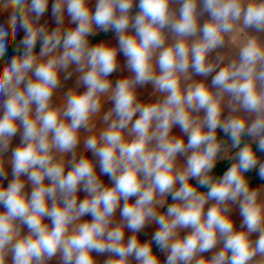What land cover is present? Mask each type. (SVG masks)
Masks as SVG:
<instances>
[{"label":"clouds","instance_id":"clouds-1","mask_svg":"<svg viewBox=\"0 0 264 264\" xmlns=\"http://www.w3.org/2000/svg\"><path fill=\"white\" fill-rule=\"evenodd\" d=\"M48 7L0 0V60L24 33L0 64V264H161L153 244L163 264H264V184L245 175L264 180V0H52L51 30ZM96 29L117 46L91 44ZM120 54L129 75L113 84Z\"/></svg>","mask_w":264,"mask_h":264},{"label":"crops","instance_id":"crops-1","mask_svg":"<svg viewBox=\"0 0 264 264\" xmlns=\"http://www.w3.org/2000/svg\"><path fill=\"white\" fill-rule=\"evenodd\" d=\"M136 3L138 4V0H136ZM51 5H52V0H49V7H48V10H47L46 13L41 17V21H40V23H45V22H47V25L49 26V29H50V30L56 26V25H55L54 18H53L52 15H51ZM95 5H96V0H89V7H90V9H91L92 11H95ZM179 6H180L179 4H173V5H172L173 8H177V9L179 8ZM135 8H136V6L133 7V9H135ZM9 15H10V10H9V11H0V23H3L5 26H7V19H8V17H9ZM69 19H70V17L67 16V12L65 11V22H66V26H67V21H68ZM209 19H210V17L208 16L207 13H205V15H204L203 17H201V19H200V23L203 24L205 21H207V20H209ZM71 26H72V27H75V25H71ZM100 32H103V31H101V30H99V29H96V34H95V35H92V36H90V37L96 36V35L99 34ZM249 32H250L251 34H257V33H255V30H254V29H249ZM23 35H24L23 30H19L17 36H19V37L22 39ZM258 35L260 36V38H261L262 40H264V33H259ZM97 43H107V44H109V45H111V46H117L118 41H117L116 34H115V35H113L111 38L101 40V41H99V42H97ZM97 43H91V44H97ZM218 51H228V49L225 48V49H220V50H218ZM214 55H215V53H213V56H214ZM10 59H11V57L8 58V59H6V60H4V61H2V62H0V64H3V63H5V62L9 61ZM118 59H119V63H120V69H119L117 72L113 73L112 76L110 77V79L113 81V84L115 83L116 80H118V79H120V78H122V77H126V76L129 75L127 69L124 67V65H125V63H126V59H125V57H124L122 54H120V55L118 56ZM193 78L196 79V80H202V79H204L203 77H198V76H194ZM75 79H76V75L74 74L73 77L70 78L68 81H63V82H62V87L58 90V95H62V94H63L64 92H66L69 88L75 87ZM210 79H211V78L209 77V78H208V81H207L208 83H210ZM84 90H85V89L83 88V86H81V87L79 88V91H80V92H83ZM137 91H138V94H139L140 99H142V100H144V101H149V100L152 99V97H151L152 86H151L150 84L147 85V86H145V87H143V88H138ZM54 101L57 102V103L59 102V100H58L57 97H54ZM110 107H111V103L109 102V103L105 106V108L103 109V111H107V109L110 108ZM202 114H203V113H201V115H202ZM227 114H228V113H227V109H226V110H225V115H227ZM173 134H176V135H182V133L180 132V129H179L178 127H175V128L173 129ZM221 135H224L223 132L220 131V130H218V138H221ZM185 139H186V138H185ZM19 143H20V134L18 133L17 136H15V137L13 138L12 143H11V145H10V148H9L8 152L5 153V158H6V159H10V158H11V151H12V149L15 148ZM80 147H81V149H82V145H81ZM86 155H88L89 157H91V153H86ZM259 158H260L262 161H264V153H260ZM178 159H179L181 162H184V159H185V158H184V157H178ZM224 161H225V160H224ZM220 162H221V161H220ZM218 163H219V162H218ZM256 170L258 171V169H256ZM97 171L99 172V168H98V167H97ZM245 175H246L247 178L249 179L248 174L246 173ZM11 178H12V176H11V167H10V165H9V166H8V180H4V181H0V182H2V183L4 184V186L6 187L8 181L11 180ZM101 178H102V180L104 181V183H105L106 185H108V184L111 183V182L109 181V179H108L107 176H103V177H101ZM25 179H26V178H25ZM46 182H47V181H46ZM260 185H262V184H258V185H256V186H254L253 188L258 187V186H260ZM25 190L28 191V192H30V190H31V185H30V184H26V188H25ZM84 196H85V193H83V192H80V193H79V197H80L81 199H83ZM0 210H2V209H0ZM117 217H118V213H117ZM232 218H233V220L235 221V225H236V227L239 228V225H240V223H241V221H242V217H240V215H239V211H238V208L235 207V206H234V209H233ZM84 219H86V220H90L91 217H85ZM45 222L50 224V221H47V220H46ZM156 227H157V226L153 224L152 226H150V227H148V228H145V229L143 230V232H142L141 234H139V237H138V238L141 240V242H144V241H146V240H150L152 234H153L154 231L156 230ZM27 231H28V230H27L26 227L23 228V230H22V234H27ZM187 231H189V230H183V231L181 232V235H182V236H183V235H186V234H187ZM130 235H131L130 232H126V237H127V236H130ZM253 238H255V237H253ZM153 245H154V244H153ZM217 250H218V248H217V249H214L213 252H214V251H217ZM93 255L95 256L96 254L93 253ZM203 255H204L205 257H207V258H210L211 255H212V253H205V254H203ZM107 258H108V254H107V253L104 254V255H101V256H96V259L99 261V264H103V261L106 260ZM165 258H166V257H165V254H164L163 252H161V256H160L161 264H163ZM49 264H59V260H58V259H54L53 261H50ZM133 264H135V262H133Z\"/></svg>","mask_w":264,"mask_h":264},{"label":"trees","instance_id":"trees-1","mask_svg":"<svg viewBox=\"0 0 264 264\" xmlns=\"http://www.w3.org/2000/svg\"><path fill=\"white\" fill-rule=\"evenodd\" d=\"M139 9L138 7H136L135 9L132 10V14H136V12H138ZM113 35H115V32L110 30L109 32L105 33V32H100L99 34H97L96 36H93V37H89V41L90 43H97L101 40H104V39H108V38H111ZM20 37L17 36L16 37V40L15 41H12V42H9L8 45H7V51L5 53V56L2 60H0V62L16 55V46L19 44V41H20ZM39 47L40 45L38 44L37 45V49L36 51L38 52L39 51ZM221 139H225V140H228V138L224 135H221ZM248 138H245V140H247ZM230 143V141H228ZM257 155L259 156L260 155V152L257 153ZM231 164V161H228V160H225V161H221L219 163H217L215 169L213 170V175L214 176H222L223 173L227 170V168L230 166ZM248 176H249V181H250V184L252 187L258 185V184H264V180H262L259 175H258V171L256 169H253L251 170L250 172L247 173ZM193 184H195V181H191ZM205 190V189H202V191ZM171 197H168V203H171ZM153 251L155 253H157V255L159 256V259H160V256H161V252L159 251V249L155 246V244L153 245Z\"/></svg>","mask_w":264,"mask_h":264}]
</instances>
